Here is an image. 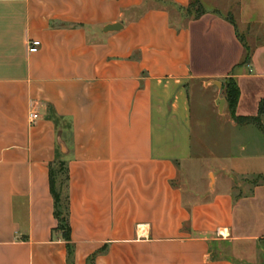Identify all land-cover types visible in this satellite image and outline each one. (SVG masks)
<instances>
[{
	"label": "crops",
	"instance_id": "0c3cea01",
	"mask_svg": "<svg viewBox=\"0 0 264 264\" xmlns=\"http://www.w3.org/2000/svg\"><path fill=\"white\" fill-rule=\"evenodd\" d=\"M191 4L0 0V264H264V130L225 96L264 126V0ZM193 88L221 117L206 187Z\"/></svg>",
	"mask_w": 264,
	"mask_h": 264
},
{
	"label": "rangeland",
	"instance_id": "374dc122",
	"mask_svg": "<svg viewBox=\"0 0 264 264\" xmlns=\"http://www.w3.org/2000/svg\"><path fill=\"white\" fill-rule=\"evenodd\" d=\"M263 37V36H262ZM259 39V38H258ZM258 39H254L252 36L248 39L245 38L246 43L251 46L256 44ZM262 39V38H261ZM212 100L211 93L208 92H199L196 88L191 90L190 94V102H191V110H192V128H193V136H192V148L195 156L201 155L202 158L200 160L194 157V161L189 164H184L182 169H190L191 173L188 176L189 180H191V184L194 186H201V180L206 177L205 187L209 184V182H214V176L207 177L206 169L209 166V163L212 161V156L216 152L217 142H216V131L219 118H221L217 113L212 112L209 102ZM216 105V101L214 103ZM203 122L205 124V128L199 127V123ZM255 123L264 130V126L260 119H257ZM250 136V135H249ZM237 137V135H236ZM251 137V136H250ZM237 144H242V135L238 136ZM235 142V143H236ZM201 183V184H200Z\"/></svg>",
	"mask_w": 264,
	"mask_h": 264
},
{
	"label": "trees",
	"instance_id": "16d2710c",
	"mask_svg": "<svg viewBox=\"0 0 264 264\" xmlns=\"http://www.w3.org/2000/svg\"><path fill=\"white\" fill-rule=\"evenodd\" d=\"M191 7H192V9H194L197 16H201L204 13L202 11L201 6H200V0H192ZM246 52H247V55H246V59L244 61L245 64L248 63L249 59H250V51L248 48H246ZM225 96H226L227 103H228V105L232 111V116L236 120V122H238L239 124H251L257 120V118H236L234 116V109H235L237 102H238V99H239V89H238L235 82L230 81L227 83V85L225 86ZM263 107H264V102L262 101L260 104V108H259V115L260 116L263 114V110H264ZM261 181L264 184V178H261ZM255 183L257 184V181ZM51 186H52V194L54 196L55 206H56V219L58 221L57 230L62 233L63 238L66 241H69L70 240L69 225H68L67 221L65 220V218L62 217L63 213H62V210L60 208V197L55 192L53 179L51 181ZM69 248L71 249V247H69Z\"/></svg>",
	"mask_w": 264,
	"mask_h": 264
},
{
	"label": "built area",
	"instance_id": "2783aa9c",
	"mask_svg": "<svg viewBox=\"0 0 264 264\" xmlns=\"http://www.w3.org/2000/svg\"><path fill=\"white\" fill-rule=\"evenodd\" d=\"M40 43L39 42H31L30 43V46H29V53L30 54H35L39 51L40 49ZM38 119V115L37 114H34L32 113L30 115V121L33 123L34 121H36Z\"/></svg>",
	"mask_w": 264,
	"mask_h": 264
},
{
	"label": "water",
	"instance_id": "95a60500",
	"mask_svg": "<svg viewBox=\"0 0 264 264\" xmlns=\"http://www.w3.org/2000/svg\"><path fill=\"white\" fill-rule=\"evenodd\" d=\"M211 85L218 86L219 88L221 87V84L219 82H211ZM224 104H225V100H223V99H218L216 101V106H217L220 114H222Z\"/></svg>",
	"mask_w": 264,
	"mask_h": 264
}]
</instances>
